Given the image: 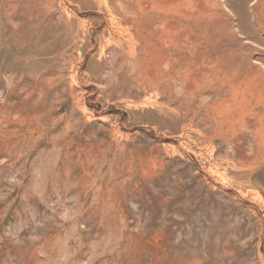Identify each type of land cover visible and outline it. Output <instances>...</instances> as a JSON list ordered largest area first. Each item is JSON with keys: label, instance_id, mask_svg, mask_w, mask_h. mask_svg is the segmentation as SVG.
Masks as SVG:
<instances>
[{"label": "rangeland", "instance_id": "rangeland-1", "mask_svg": "<svg viewBox=\"0 0 264 264\" xmlns=\"http://www.w3.org/2000/svg\"><path fill=\"white\" fill-rule=\"evenodd\" d=\"M263 5L0 0V264H264Z\"/></svg>", "mask_w": 264, "mask_h": 264}, {"label": "bare ground", "instance_id": "bare-ground-1", "mask_svg": "<svg viewBox=\"0 0 264 264\" xmlns=\"http://www.w3.org/2000/svg\"><path fill=\"white\" fill-rule=\"evenodd\" d=\"M260 1V0H259ZM262 4V3H261ZM260 5V4H259ZM187 6V5H186ZM216 6V5H215ZM264 6V5H263ZM129 7V6H128ZM255 7V6H254ZM259 7V6H258ZM172 10V9H171ZM258 10V9H257ZM256 12V11H255ZM150 17V16H149ZM137 18V17H136ZM260 21V20H259ZM262 24V23H261ZM263 26V25H262ZM242 27V26H241ZM263 28V27H262ZM143 32V31H142ZM144 34V33H143ZM162 44V43H161ZM147 47V46H146ZM148 50V49H147ZM146 52V51H145ZM148 53V52H147ZM165 62V61H164ZM205 70V68H204ZM164 71V70H163ZM263 71V70H262ZM163 73V72H162ZM219 73V72H218ZM146 74V73H145ZM219 75V74H218ZM216 77V76H215ZM211 78V77H210ZM167 79V78H166ZM151 80V79H150ZM194 85V84H193ZM257 89V88H256ZM234 98V97H233ZM218 110V109H217Z\"/></svg>", "mask_w": 264, "mask_h": 264}]
</instances>
